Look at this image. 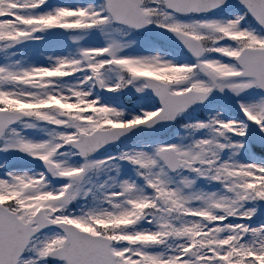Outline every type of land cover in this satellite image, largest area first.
Masks as SVG:
<instances>
[{
  "label": "snow or ice",
  "instance_id": "snow-or-ice-1",
  "mask_svg": "<svg viewBox=\"0 0 264 264\" xmlns=\"http://www.w3.org/2000/svg\"><path fill=\"white\" fill-rule=\"evenodd\" d=\"M0 264H264V0H0Z\"/></svg>",
  "mask_w": 264,
  "mask_h": 264
},
{
  "label": "rangeland",
  "instance_id": "rangeland-1",
  "mask_svg": "<svg viewBox=\"0 0 264 264\" xmlns=\"http://www.w3.org/2000/svg\"><path fill=\"white\" fill-rule=\"evenodd\" d=\"M4 156H3V154H0V163H4Z\"/></svg>",
  "mask_w": 264,
  "mask_h": 264
}]
</instances>
